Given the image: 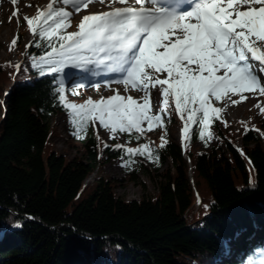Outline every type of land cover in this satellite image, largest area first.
Masks as SVG:
<instances>
[{
  "label": "trees",
  "instance_id": "trees-1",
  "mask_svg": "<svg viewBox=\"0 0 264 264\" xmlns=\"http://www.w3.org/2000/svg\"><path fill=\"white\" fill-rule=\"evenodd\" d=\"M50 50L37 48L32 36L24 50L33 59L28 68L0 64V85L13 84L0 87V264H239L228 243L241 254L250 236H264V116L254 126L242 123L240 146L231 125L214 120L210 126L224 128L217 144L209 147L206 132L202 141L192 125L182 147L167 132L180 124L168 101L161 115L165 147L161 141L148 159L145 149L140 156L99 142L91 122L73 115L80 155L66 158L46 151L52 118L69 112L57 92L62 76L32 68ZM124 134L130 144L142 139ZM100 149L107 161L122 158L128 180L143 188L137 173L144 172L156 194L144 189L127 200L102 178L86 184L101 163ZM142 158L154 169L142 167Z\"/></svg>",
  "mask_w": 264,
  "mask_h": 264
},
{
  "label": "snow or ice",
  "instance_id": "snow-or-ice-1",
  "mask_svg": "<svg viewBox=\"0 0 264 264\" xmlns=\"http://www.w3.org/2000/svg\"><path fill=\"white\" fill-rule=\"evenodd\" d=\"M11 2L16 4L17 0ZM94 2L50 0L44 10L23 18L35 46L51 49L32 63L41 76L64 73L68 78L71 74L64 71L66 68L87 70L95 66L120 75L121 79H108L106 86L122 83L125 90L131 86L145 93L143 104L119 93L83 104L68 103L61 81L57 89L60 104L82 125L98 122L113 138L133 130L142 134L144 123L148 131L154 123L162 127L161 115L150 114L147 99L149 89L159 85L160 96L170 97L176 114L184 120L181 139L190 137L191 126L198 125L203 141L211 122H223L220 113L224 109L213 107L215 102L236 104L239 101L233 97L243 101L245 92L264 96V76L260 75L264 74V0H135L139 7L129 0H111L109 11L83 15L78 30L64 34L72 13L56 5L79 12ZM17 15L14 11L13 16ZM156 73L167 75L160 79ZM93 86L99 88L98 84ZM166 104L167 99L161 103L162 113ZM255 107L264 116V108L259 104ZM244 131L247 134L251 129ZM161 140L164 148L163 137ZM122 147L115 145V149ZM146 147H128L125 152L145 156ZM147 156L152 158L151 151Z\"/></svg>",
  "mask_w": 264,
  "mask_h": 264
},
{
  "label": "rangeland",
  "instance_id": "rangeland-1",
  "mask_svg": "<svg viewBox=\"0 0 264 264\" xmlns=\"http://www.w3.org/2000/svg\"><path fill=\"white\" fill-rule=\"evenodd\" d=\"M47 2H50V0H17L16 4H13L11 0H0V64L3 65L10 63L13 66V70L15 71L21 69L23 65L24 67H29L30 60L24 59L23 53L26 43L31 37V33L29 32L27 23L23 18L24 16H28L29 18L35 16L38 10L42 11L47 6ZM110 2L111 0H105V2L101 4L99 1H96L89 4L87 8L82 9L79 12H73L71 6H64L63 4L56 6L63 7L65 10L72 13L68 24L71 32H73L78 30L77 25L80 19H82L83 15L108 11L110 9ZM129 3H132L134 6H136L135 0H129ZM14 11L18 12L17 16H13ZM14 39L16 40L15 44L12 43ZM84 71L85 70H83V72ZM67 72H69V69ZM155 75L160 79H164L166 78L167 74L156 73ZM260 75L264 76L263 74ZM68 80V85L70 86L71 84V86H74L75 90H77L78 87H76V85L78 84H76L74 81L69 82ZM262 83H264V79H262ZM98 85L99 88H96L93 85L85 86L80 92L82 100H97L102 97L107 98L110 95L119 93L122 96H132V98L135 99L138 104L144 103L143 98L145 93L138 91L131 86H128L127 90H125V85L122 83H112L106 86V82H101V84ZM8 86L12 87V82H10ZM8 86L0 85L1 89L6 87L7 90L9 88ZM244 96L247 98L243 101L240 100L239 96L233 97V99L239 101V103H230L225 106L224 101L221 100L220 104L218 105V107L224 109V111L220 113L222 120H226L231 125V130H234L236 133L234 141H236V145L238 146H240L239 134L241 132L242 123L247 122L254 126L258 122H261L260 108L255 107V105L259 104L261 108H264V96H260L259 94L253 96L252 93L249 92H245ZM73 98L76 97L73 95L71 100H74ZM167 98L160 96L159 85H157L156 88L149 89L147 99L151 109L150 114H160L161 103ZM167 108V105H165V110H167ZM73 123L74 122L68 113H57L52 118V133L49 136L48 144L46 146L47 152H54L55 154L62 155L66 158H72L76 154L80 155V152H78L77 148L78 143L75 137V129L72 127ZM142 127L145 129L144 133H137L142 137L141 141L135 143L132 142V144H130L124 133H117L113 138V134L102 128L98 122L92 123L93 134L96 139L99 140V142L113 144V146L116 144H121L131 148H138L141 144H144L147 145L145 148L146 152L156 150L162 141L161 137L164 136L162 127H158L155 123L153 124L151 131H148L147 123H144ZM183 127L184 121L182 127H179L178 124L173 123L167 131L170 138L177 141L180 140V130ZM217 129L224 130L222 127L218 128L215 126H210L206 130L209 147L218 143L219 138ZM258 133L261 134L260 132ZM196 146L197 148H201L199 143H197ZM99 157L101 159V163L98 168H96V170L86 179V184L91 185L98 178H102L103 180L112 184L113 190L117 196L127 200L139 199L144 193V189L146 194H150L151 196L156 194L155 186L144 172L141 171L137 173L139 182L144 185L143 188L142 185H136L128 180V174H126L124 169L126 162L122 158L107 161L105 159V154L101 151V149L99 150ZM140 164L142 167H145L149 170L154 169L147 158H142L140 160ZM188 165H190L189 162ZM197 202L198 200L194 204V211L199 210L201 207L199 204H197ZM230 245L231 244L228 243V249L230 248ZM219 260H221V258ZM254 261V264H264V251H262L261 254H257ZM221 263L224 264L223 260H221Z\"/></svg>",
  "mask_w": 264,
  "mask_h": 264
},
{
  "label": "bare ground",
  "instance_id": "bare-ground-1",
  "mask_svg": "<svg viewBox=\"0 0 264 264\" xmlns=\"http://www.w3.org/2000/svg\"><path fill=\"white\" fill-rule=\"evenodd\" d=\"M47 3H49V2H47Z\"/></svg>",
  "mask_w": 264,
  "mask_h": 264
}]
</instances>
